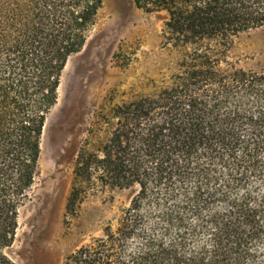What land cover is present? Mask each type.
<instances>
[{
	"label": "trees",
	"instance_id": "obj_1",
	"mask_svg": "<svg viewBox=\"0 0 264 264\" xmlns=\"http://www.w3.org/2000/svg\"><path fill=\"white\" fill-rule=\"evenodd\" d=\"M135 3L166 12L176 70L116 104L105 137L82 144L67 211L97 186L138 190L116 229L60 264H264V72L229 54L236 36L264 25V0ZM103 4L0 0V264H19L9 250L47 117Z\"/></svg>",
	"mask_w": 264,
	"mask_h": 264
},
{
	"label": "rangeland",
	"instance_id": "obj_2",
	"mask_svg": "<svg viewBox=\"0 0 264 264\" xmlns=\"http://www.w3.org/2000/svg\"><path fill=\"white\" fill-rule=\"evenodd\" d=\"M166 19V12H148L135 0H104L83 48L69 58L47 117L39 173L9 250L19 264H60L106 226L118 227L138 186H97L76 211H67L75 162L87 138L96 144L105 137L106 117L116 104L155 89L175 72ZM229 54L238 67L264 72V25L236 36Z\"/></svg>",
	"mask_w": 264,
	"mask_h": 264
}]
</instances>
